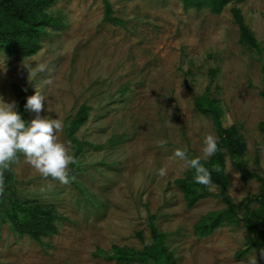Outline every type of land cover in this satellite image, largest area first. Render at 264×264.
<instances>
[{
    "label": "rangeland",
    "instance_id": "374dc122",
    "mask_svg": "<svg viewBox=\"0 0 264 264\" xmlns=\"http://www.w3.org/2000/svg\"><path fill=\"white\" fill-rule=\"evenodd\" d=\"M108 1L123 25L103 20L102 0H54L45 13L62 25L46 29L35 53L0 51V96L15 101V85L25 101L41 91L40 115L62 122L58 142L77 161L64 185L40 177L18 154L7 170L10 191L0 193V264H152L116 255L117 247L140 251L151 242V216L171 264H248L253 255L263 264L258 235L243 224L223 222L199 235L226 204L213 179L189 204L195 173L174 152L201 156L205 136H215L237 215L264 208L260 182L234 166L264 177V0H229L218 13L185 9L180 0ZM41 64L46 70L31 75ZM195 96H209L216 111L198 110ZM82 106L74 155L66 127ZM228 127L240 155L228 150ZM12 194L53 213L39 240L14 229Z\"/></svg>",
    "mask_w": 264,
    "mask_h": 264
},
{
    "label": "trees",
    "instance_id": "16d2710c",
    "mask_svg": "<svg viewBox=\"0 0 264 264\" xmlns=\"http://www.w3.org/2000/svg\"><path fill=\"white\" fill-rule=\"evenodd\" d=\"M54 0H0V51L7 55L28 56L35 53L40 48V41L47 34V28L61 26L62 22L59 17L51 16L45 13V9L53 3ZM104 6L103 20L115 25H123L124 21L113 15L111 4L108 0H102ZM183 7L201 8L207 7L211 12L218 13L222 6L229 0H180ZM16 111L27 122L32 119L33 112L25 109L24 94L19 85L14 86ZM194 102L198 110L203 113L211 114L216 109L214 101L209 96H195ZM87 107L82 106L76 114L70 119L66 127L67 139L71 144L74 155L78 153L82 142L77 140L74 132L79 125L86 119ZM216 111V110H215ZM264 128V122L261 123ZM228 143L230 153L240 155L242 152L237 147L241 141L232 135L234 129L232 127L223 129ZM242 147V146H241ZM190 158L199 157L194 152L190 154ZM204 167L210 171L214 167H219L220 171H212V179L219 183V196L225 202L226 207L220 211H216L207 216L203 221L202 230L199 235H207L213 229L223 222H232L243 224L247 228L248 234L258 235L259 248H264V208L253 211L249 217H240L234 209L232 201L226 195L224 189L226 186V178L222 172L223 162L222 153H217L210 157L207 162L201 161ZM234 166L246 177H255L260 182L261 191L264 193V177L249 172L245 165L241 162H235ZM194 173L195 170L193 169ZM10 175L7 171L4 173V190L10 191ZM200 184L196 182L190 186V200L192 203L194 197L200 196ZM199 193V194H198ZM10 218L14 221L15 230L29 233L34 239L39 240L40 235L45 233L43 229L44 221L47 220L50 226L53 213L38 205H23L18 202L14 195L9 198ZM47 223V224H48ZM258 224L260 226H258ZM149 226L151 232V242L145 244L140 251H132L129 249L116 248V255L120 259H131L137 257L139 259H150L152 264H171V257L167 253L163 238L164 235L159 232L154 224L153 217L149 218ZM262 260V259H261ZM264 264V260H262Z\"/></svg>",
    "mask_w": 264,
    "mask_h": 264
},
{
    "label": "clouds",
    "instance_id": "9594fccd",
    "mask_svg": "<svg viewBox=\"0 0 264 264\" xmlns=\"http://www.w3.org/2000/svg\"><path fill=\"white\" fill-rule=\"evenodd\" d=\"M22 66L27 69L29 76L30 65L22 61ZM45 70L46 66L41 64L31 75L35 76L36 72ZM16 106L15 101L5 102L0 96V193L5 186L4 173L18 159V154H23L26 162L40 177L51 178L64 185L69 184V166L77 161L70 154L68 147L58 142L56 133L62 130V122L40 115L45 110L43 93L35 89L34 93L26 98L25 109L35 113L30 121L26 122L21 117L15 110ZM166 144V140L158 141L160 147ZM218 150V139L209 134L203 140L201 156L189 158L186 149H176L174 155L184 161L186 167L195 170L194 179L197 184L211 186L212 171L219 172L220 168L217 166L210 171L201 161L214 156ZM166 174V168L162 167L158 170V175ZM259 256L264 260V248L259 249ZM248 264H257L255 255L249 259Z\"/></svg>",
    "mask_w": 264,
    "mask_h": 264
}]
</instances>
